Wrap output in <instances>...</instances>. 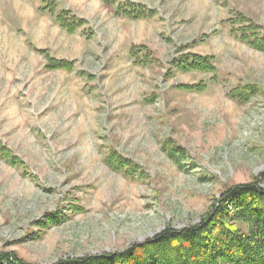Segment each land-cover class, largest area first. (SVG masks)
<instances>
[{
    "label": "rangeland",
    "instance_id": "1",
    "mask_svg": "<svg viewBox=\"0 0 264 264\" xmlns=\"http://www.w3.org/2000/svg\"><path fill=\"white\" fill-rule=\"evenodd\" d=\"M119 2L0 0V145L22 162L0 158V251L36 264L122 251L198 224L232 185L264 188V52L239 39L248 23L264 35V0ZM62 11L81 24L62 28ZM187 53L215 71L177 69ZM245 85L246 102L229 96Z\"/></svg>",
    "mask_w": 264,
    "mask_h": 264
},
{
    "label": "trees",
    "instance_id": "2",
    "mask_svg": "<svg viewBox=\"0 0 264 264\" xmlns=\"http://www.w3.org/2000/svg\"><path fill=\"white\" fill-rule=\"evenodd\" d=\"M103 1L108 4L119 2ZM117 12L131 19L152 16V12H146L141 4L135 5L133 2H119ZM64 13L62 11L56 16L62 28L71 31L81 24L73 17L66 18ZM242 18L244 20V17H239L237 21L242 22ZM239 31V39L253 49L264 52V35L260 34L256 24H245ZM51 60L53 68H72L71 62ZM173 64L181 71H215L212 57L198 54H184ZM193 87L186 85V88ZM256 92V87L245 85L231 90L229 96L239 102H246ZM168 152L177 158L179 147H173ZM113 156L106 160L109 166L125 175L133 172L125 161ZM0 158L22 167L18 157L1 145ZM47 219L51 223H58L63 218L50 216ZM0 264L36 263L28 262L14 252L0 251ZM51 264H264V188L254 182L232 185L221 192V197L214 201L198 224L180 230L165 228L153 239L133 243L122 251L59 259Z\"/></svg>",
    "mask_w": 264,
    "mask_h": 264
}]
</instances>
